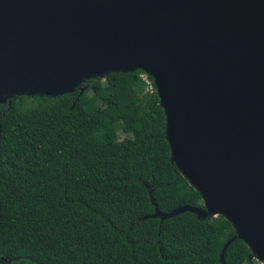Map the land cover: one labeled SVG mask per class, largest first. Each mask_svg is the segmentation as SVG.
Returning a JSON list of instances; mask_svg holds the SVG:
<instances>
[{
	"label": "water",
	"instance_id": "obj_1",
	"mask_svg": "<svg viewBox=\"0 0 264 264\" xmlns=\"http://www.w3.org/2000/svg\"><path fill=\"white\" fill-rule=\"evenodd\" d=\"M142 71L172 162L201 194L151 216H224L264 263V0H0V104ZM1 135V131H0ZM1 138V136H0Z\"/></svg>",
	"mask_w": 264,
	"mask_h": 264
},
{
	"label": "trees",
	"instance_id": "obj_2",
	"mask_svg": "<svg viewBox=\"0 0 264 264\" xmlns=\"http://www.w3.org/2000/svg\"><path fill=\"white\" fill-rule=\"evenodd\" d=\"M143 73L0 104V264H221L237 235L224 216L140 220L156 211L151 192L163 213L203 206ZM226 264L259 262L237 238Z\"/></svg>",
	"mask_w": 264,
	"mask_h": 264
},
{
	"label": "built area",
	"instance_id": "obj_3",
	"mask_svg": "<svg viewBox=\"0 0 264 264\" xmlns=\"http://www.w3.org/2000/svg\"><path fill=\"white\" fill-rule=\"evenodd\" d=\"M141 78L147 85V90L153 92L154 91V81L150 79V76L146 73L141 75Z\"/></svg>",
	"mask_w": 264,
	"mask_h": 264
},
{
	"label": "rangeland",
	"instance_id": "obj_4",
	"mask_svg": "<svg viewBox=\"0 0 264 264\" xmlns=\"http://www.w3.org/2000/svg\"><path fill=\"white\" fill-rule=\"evenodd\" d=\"M259 262V264H264L263 262H260V261H258Z\"/></svg>",
	"mask_w": 264,
	"mask_h": 264
}]
</instances>
